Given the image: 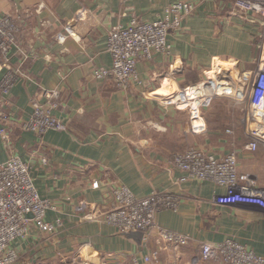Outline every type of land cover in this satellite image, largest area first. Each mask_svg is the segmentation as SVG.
<instances>
[{
	"label": "crops",
	"instance_id": "0c3cea01",
	"mask_svg": "<svg viewBox=\"0 0 264 264\" xmlns=\"http://www.w3.org/2000/svg\"><path fill=\"white\" fill-rule=\"evenodd\" d=\"M179 0H0V14L21 21V52L0 55V80L20 64L22 76L0 102L13 126L0 134V162L20 155L35 185L59 219L53 232H31L12 241L14 264H132L158 250L151 264H225L201 257V242L227 237L264 255V210L252 203L221 204L226 188L210 180L180 181L172 155L189 147L223 156L235 152L238 167L264 187V141L255 149L249 103L253 77L264 63V12L239 9L235 0H189L195 9L170 31V53L138 62L127 88L97 79L112 63L111 28L133 17L155 20ZM60 90L56 116L67 130L43 136L24 129L32 100L44 88ZM7 122L0 120V126ZM253 124V125H252ZM98 181V186L93 183ZM127 184L140 197L154 190L180 196L177 210L164 209L156 223L190 236L177 248L156 229L120 231L103 219L112 189Z\"/></svg>",
	"mask_w": 264,
	"mask_h": 264
},
{
	"label": "built area",
	"instance_id": "2783aa9c",
	"mask_svg": "<svg viewBox=\"0 0 264 264\" xmlns=\"http://www.w3.org/2000/svg\"><path fill=\"white\" fill-rule=\"evenodd\" d=\"M236 6L244 11L264 12V0H235ZM195 9L189 0L175 1L164 9L162 17L143 20L133 17L127 24L113 26L108 34L107 49L112 56L109 66L94 71L97 79L110 78L121 88H127L138 77L137 65L140 60L150 59L156 52L170 53L172 49L168 35L179 28L185 15ZM21 21L15 13L0 14V55L9 62L14 54L21 52L19 33ZM21 64L4 73L0 80V102H8V94L14 84L25 76ZM60 90L44 88L43 100H32V108L23 121L24 129L43 136L48 130H67L66 123L54 113L59 106ZM249 103L254 113L252 126L254 139L248 147L255 149L264 141V63L252 79L249 89ZM9 112L0 105V120L7 122L0 126V134L8 137ZM172 162L182 174L180 181L192 178L210 180L226 188L216 199L221 204L236 202L252 203L264 210V187L255 185L254 179L238 167L235 152L223 156L199 148L189 147L172 155ZM98 181L93 183L98 186ZM113 205L105 212L103 219L120 231H157L161 239L177 248L190 241V236L162 227L156 223V214L164 209L177 210L180 196L171 191L154 190L146 196H137L124 183H117L112 189ZM54 204L39 193L29 162L13 154L0 162V264H14L19 257L12 241L27 236L32 226L37 230L53 232L61 225L59 219L48 221L46 214ZM27 213H32L28 217ZM203 259H220L225 264H264V255L257 253L233 237L212 243L201 242ZM159 257L158 250L143 255V261L151 264ZM62 264V263H58ZM132 264H140L133 257Z\"/></svg>",
	"mask_w": 264,
	"mask_h": 264
},
{
	"label": "water",
	"instance_id": "95a60500",
	"mask_svg": "<svg viewBox=\"0 0 264 264\" xmlns=\"http://www.w3.org/2000/svg\"><path fill=\"white\" fill-rule=\"evenodd\" d=\"M27 216H28V217H32L33 214H32V213H27Z\"/></svg>",
	"mask_w": 264,
	"mask_h": 264
},
{
	"label": "rangeland",
	"instance_id": "374dc122",
	"mask_svg": "<svg viewBox=\"0 0 264 264\" xmlns=\"http://www.w3.org/2000/svg\"><path fill=\"white\" fill-rule=\"evenodd\" d=\"M254 113H255V112L251 111L252 116H254ZM252 125H253V124H252ZM250 129H252V128H250Z\"/></svg>",
	"mask_w": 264,
	"mask_h": 264
}]
</instances>
